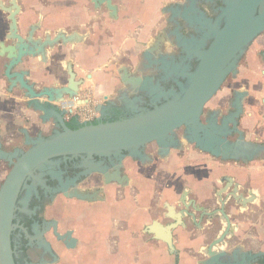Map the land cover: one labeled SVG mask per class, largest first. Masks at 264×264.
Instances as JSON below:
<instances>
[{"label":"water","instance_id":"obj_1","mask_svg":"<svg viewBox=\"0 0 264 264\" xmlns=\"http://www.w3.org/2000/svg\"><path fill=\"white\" fill-rule=\"evenodd\" d=\"M112 1L89 0V3L95 12L103 8L115 16L116 8ZM0 11L7 15L9 21L8 33L0 41V62L8 90L18 89L26 101V107L38 114L42 124L52 123L58 128L48 137L39 133L34 138H29L24 133V145L28 147L26 150L16 148L5 151L0 143V160L10 166L0 185V264H16L11 244V234L15 228L21 229L26 237L36 241L39 248L53 257L50 245L43 239V234L50 230V225L31 238L22 227L13 224L21 189L27 188L26 182L29 179L36 180L43 187V182L34 173L51 166L53 159L85 156V163L104 176L105 185L112 180L127 186V176L120 179L118 170L109 176L104 168H99V164L92 163L93 156L121 160L122 152H127L129 157L142 160L140 148L149 143H156L161 153L166 155L169 147L176 145L175 132L180 128L184 129L187 143L194 144L199 151L223 161L247 164L264 157V143L247 141L238 127L243 115V91L235 92L229 114L223 116L216 112L204 113L206 104L220 91L226 78L236 74L239 62L253 41L261 35L264 37V0H244L239 7L231 9L223 28L220 31L213 28L214 39L205 51L186 50L187 59H197L198 64L193 70L187 64H174L162 57V80H171L175 89L164 91L151 77H130L127 70L123 69L121 83L131 90L143 93L141 98L151 109L131 103L130 111L123 117L104 121L106 108L96 105L98 117L95 122L83 124L74 130L67 126L65 112L59 109L58 104L66 99L77 98L85 82L75 81L72 74L64 82L55 77L52 85L39 84L30 81L29 71L18 67L24 59L36 60L44 65L50 51L58 46L81 45L86 35L77 32L68 34L59 29L54 33L44 31L37 37L36 33L42 27L35 23L30 24L25 35L21 36L17 23L20 13L17 1L9 0L6 7L0 4ZM135 101L138 102V98ZM60 192L66 199L86 203L102 201L98 192L83 193L76 188ZM231 198L238 205L246 203V200L238 199L235 195ZM255 200L256 197L251 194L249 203L253 204ZM165 207L171 211L167 205ZM52 226L56 238L63 239L57 234L55 224ZM175 227L163 226L153 221L145 227L144 233L163 242L172 253L174 246L171 232ZM228 237L227 232H224L203 248L204 257L209 264H239L235 263L237 252L226 250ZM257 258L260 259V256ZM257 262L260 264V261Z\"/></svg>","mask_w":264,"mask_h":264},{"label":"crops","instance_id":"obj_2","mask_svg":"<svg viewBox=\"0 0 264 264\" xmlns=\"http://www.w3.org/2000/svg\"><path fill=\"white\" fill-rule=\"evenodd\" d=\"M16 1L20 7L17 23L21 36L25 35L30 24L37 23L42 27L36 33L37 37H40L44 31L54 33L59 29L64 33L77 32L86 35V38L89 37L83 44L69 48L73 52V58L81 74L89 72L92 78L80 88L79 95H90L95 105L105 107L104 117L109 115V105L115 101L124 102L125 113L130 111L131 103L138 105L135 101L138 91L131 90L120 81L122 70H127L130 77L141 79L148 77L142 70L145 65L141 57L144 56L149 61L151 57L156 58L162 46L168 43L166 37L169 26L167 24L170 21V11L173 9L171 6L176 0H122L120 2L113 0L118 8V17L109 21H105L104 12H95L87 0ZM8 2L9 0H0L3 7H6ZM8 26L7 15L0 11V41H3L8 33ZM262 38V35L257 37L246 51L239 62L236 74L232 77L230 87L221 88L205 106L206 114L216 112L225 116L232 111L231 105L235 92L243 91L245 93L242 102L243 115L239 119L238 127L245 139L251 142L264 138L261 119L264 108V53H262L264 39ZM6 44L9 45L8 42ZM53 52V55H58V49ZM105 64L106 70H102ZM18 69L29 71L30 81L52 85L55 76L50 71L57 70V63L47 61L46 64L39 65L31 59H24ZM2 71L0 62V143L5 151L16 148L25 150L24 142L16 141L23 139L24 133L29 138H34L39 131L45 132L48 124H42L38 114L26 107V101L18 89L8 90ZM105 97L106 100H104ZM171 158V165L159 170V174L155 176L156 179L165 178L161 177V173L167 172L172 177L173 183L177 184L183 180L190 183L194 180L198 183L195 187L209 179L208 176H194L193 179L184 177L177 169L189 162L184 158L178 160L175 155H171ZM250 165L236 170L237 177L241 183H249L257 192L258 203L263 212L255 215L258 221L255 241L251 243L250 240H245L241 244L240 252L235 256V263L239 264H251V255L246 258L242 253L249 251L251 254V249L255 253L254 264H257V261H264V258H257L258 255H264V164L257 167ZM128 167V171L133 170L130 165ZM203 185L207 186V183ZM166 194L172 197L168 188ZM69 202L74 204L62 203L58 208L57 230L59 234L71 230L72 235L69 236L71 241L65 240L64 236H61L63 239L54 240L49 235L51 241L44 240L54 251L51 250L53 260L40 264H175L167 246L155 240L152 235L144 233L145 227L157 220L146 222L139 211L124 209L128 207L127 200L123 201L125 204L106 207L103 194L102 201ZM54 212L52 209H47L46 216L52 218ZM133 217L137 218L136 222ZM119 221L121 223L125 221V228L117 227ZM121 228L124 229L121 230ZM242 228L243 231L248 230V222H244ZM184 235L183 231L177 233L180 249L177 264H209L204 256L188 254V248L195 250L200 245L186 243L182 238ZM116 238L117 241H115ZM144 238H150L160 247L155 246L153 250L154 247L143 242ZM244 238L242 236L240 239ZM162 247L166 248L167 253L162 251ZM114 249L116 251L111 252Z\"/></svg>","mask_w":264,"mask_h":264},{"label":"flooded vegetation","instance_id":"obj_3","mask_svg":"<svg viewBox=\"0 0 264 264\" xmlns=\"http://www.w3.org/2000/svg\"><path fill=\"white\" fill-rule=\"evenodd\" d=\"M116 1L120 2L122 0ZM243 1L244 0H176L173 6H171L174 12H172L173 9H171L169 15L170 21L167 24L169 26L167 30L168 36L166 37L168 43L162 46L156 58L151 57L149 61L144 56L141 57V61L145 65V67L142 68L144 75L151 77L154 83H158L164 91L175 89V84L171 80H162V57H166L167 61L173 62L174 64H187L190 66L191 70H193L198 64L197 59L195 57L187 59L185 51L192 49L196 51H205L214 39L213 28L220 31L225 24L230 10L239 7ZM87 3L92 7L89 0H87ZM112 4L114 5L113 1ZM115 8V16H112L103 8L100 10L106 14L105 21L117 19L118 8L117 6H115ZM87 39H89V37L86 38V40ZM167 45H171L174 51L169 53L167 51ZM69 47L70 46H58L49 52L48 61H56L57 63V70L55 72H50L54 73V76L58 77L61 82L69 79L72 74L75 81L83 80L85 83L90 82L92 79L91 74L89 72L81 74L79 66L73 58V52ZM56 49H58V55L55 56L53 55V51ZM32 61L38 64L36 61ZM106 67V64L103 65L102 70H106ZM142 94L143 93L140 92L136 93L138 105L146 109H151L149 105L144 104L141 98ZM108 111L109 115L104 117V121H113L121 116L123 117L126 114L124 102L115 101L109 105ZM65 122L72 130L83 125L77 118ZM92 122H95V120ZM47 129L50 134L58 130L57 126L52 123L48 124ZM39 133L43 137H47L44 136V131H39L37 134ZM175 137L177 138V143L169 147V151L166 155L161 153L156 143H149L140 148L142 160L131 158L128 156L127 152H122L123 157L121 160L93 156L91 161L94 165L99 164V168H104L109 176L113 175L118 170L121 179L127 176V162L138 165L140 168L155 166V168L161 170L171 165V155H175L178 160L184 158L185 156H183V153L186 152L188 147L203 154L194 144L187 143V140L184 138L185 134L183 128L180 132L179 130L175 132ZM24 141L23 138L22 142ZM204 154L214 159V162L207 165L209 168L206 171L199 173L196 166L197 163L194 164L195 169L189 164H186L177 170L181 172L184 177H192V179L194 176H208L209 179L205 182L209 187V192L202 186L203 183L195 187V184L198 183L194 180L190 183L184 182L185 180H183V182H177V184L174 185L175 188L169 189L174 195L172 197V202L162 204L163 211L161 216L162 219H166L167 222L164 223L157 220L163 226H176L171 232L174 246V251L171 255L174 258L175 264L178 263L180 254L177 240V233L179 231L185 233L182 238L186 243L200 245L195 250L190 248L187 249L188 254L197 256H204L203 248L213 243L224 232H227L229 235V239L226 240V250L236 251L237 253L240 252L241 244L245 240H250V242L253 243L256 239V222L258 221L255 219V215L262 214L263 211L260 207V203H258L257 192L251 188L249 183L243 184L239 181L236 170L244 169L255 161L263 163L264 157H260L246 164L235 161H223L207 153ZM52 162L51 166H46L42 170H36L34 173L35 176L40 178L44 186L42 187L39 185L36 180L29 179L26 182L27 188L21 189L17 198V210L14 215L13 224L22 227L31 238L35 237L37 233H42L47 225H50V230L43 234V239L46 240V235H50L54 240H57L56 236L53 234L52 224H55L56 232L59 234L57 230V220H59V213H57V211L61 206L59 198L65 201H77L75 199H66L63 197L60 190L66 189L70 191L76 188L83 193L90 194L98 192L99 196L103 198V190L106 187L115 186L116 188H127L131 184V180L127 176L129 179V184L127 186L119 185L112 180L109 184L105 185L104 176L85 163V156L56 158L53 159ZM200 162L199 160L198 164L202 165ZM87 171L91 172L88 173ZM251 194L256 197V202L253 204L249 203V201L251 202ZM200 195H202V197ZM234 195L238 199L246 200L245 205H238L237 202L231 198ZM166 205L171 208V211H168L165 207ZM47 209L55 211L51 216L52 218L46 216ZM178 218H180V220H178ZM244 222H248L249 224L248 230L245 231L241 230L243 229L242 225ZM71 235V230H66L64 233L59 234V236H64L65 240L68 241H71ZM242 236L245 238L240 239ZM11 244L14 249L16 264H40L42 262L48 263L53 260V257L47 254L43 248H39L36 241H32L26 237L19 228L13 230L11 234ZM51 250L53 251L52 247ZM242 253L245 254L246 258H248V255H251V264H254L255 253L252 249L251 254L249 251ZM259 256L262 258V255ZM261 263L264 264V261H261L260 264Z\"/></svg>","mask_w":264,"mask_h":264},{"label":"rangeland","instance_id":"obj_4","mask_svg":"<svg viewBox=\"0 0 264 264\" xmlns=\"http://www.w3.org/2000/svg\"><path fill=\"white\" fill-rule=\"evenodd\" d=\"M262 39H264V37ZM262 53H264V52H262ZM232 80H233L232 76L229 75L226 78V80L224 81V83L222 84L221 88L230 87ZM204 113L206 114V109L204 110ZM181 130H182V128L179 129V132ZM49 135H51V134H50V132H48V129L45 130L44 136L48 137ZM17 136H19V134ZM233 139H234V137L231 140H233ZM16 142H22V139L20 138ZM14 143H15V141H14ZM256 143H264V138L259 139ZM2 149H3V147H2ZM9 149H11V148H9ZM25 149H28V147L25 146ZM183 154H184L183 156L186 157V158L184 157V160L188 161L189 162L188 164L190 166H192V168H194V166H195L194 164L197 163L196 166L198 168L199 173L206 171L209 168V167H207V165L214 162V159H212L211 157L207 156L204 153L202 154L200 152L194 151V149H192L191 147H188L186 152ZM199 160L201 161L200 163L202 165L198 164ZM251 164L253 165L252 167H255V166L257 167V166L263 165L264 163H262L260 161H255ZM129 165L132 167L133 170L128 171L126 173V175L130 178L131 184L128 186V188L123 189V190L122 189L120 190L114 186L106 187L103 190V194H104V197L106 199V202L104 205H106V207H109V206L118 205L121 203L125 204V202H123V201L127 200L126 206H128V207H125L124 209H128V210L132 209V210L139 211V214L142 217H144L146 222H150V220H160L164 223L167 222V220L162 219V216H161L162 211H163L162 204L172 202V197L174 196L173 193L170 192L171 193L170 196H172V197H169V195L166 194V192H167V188L168 189L175 188L174 185L176 183H173L172 177H170L167 172L161 173L162 174L161 177L163 176L165 178H162L161 180H159L158 178L156 179L155 176H157V174H159V170L157 168H155V166H151L148 168H140L138 165H134L133 163L127 162V167ZM192 168H191V170H192ZM9 169H10V166L5 161L0 160V185H1L2 181L4 180L6 174L8 173ZM200 169H202V170H200ZM197 173H195V174H197ZM202 182H203V184L206 183L204 181H202ZM203 187L206 190L208 189V187L206 185H203ZM208 192H209V190H208ZM59 201L61 204L62 203L63 204L64 203L74 204V202H69V201H73V200H68L66 202L65 200H62L60 198ZM77 203H79V202H77ZM133 219L135 220V222L137 221V218L135 219L133 217ZM117 224H118L117 225L118 228H120V226L124 227L125 221H122V223L119 221V222H117ZM123 229L121 228V230H123ZM46 239L48 241L49 240L51 241V237L49 235H46ZM117 240L118 239L116 238L115 241H117ZM143 242L145 244H149L152 247H154L153 250L155 249V246L160 247L158 244L153 243L150 238H144ZM165 249L166 248L162 247V251L164 253H167V250H165ZM115 251H116V249L112 250L111 252H115Z\"/></svg>","mask_w":264,"mask_h":264},{"label":"built area","instance_id":"obj_5","mask_svg":"<svg viewBox=\"0 0 264 264\" xmlns=\"http://www.w3.org/2000/svg\"><path fill=\"white\" fill-rule=\"evenodd\" d=\"M59 109L65 112V121L77 118L82 124L91 123L98 115L95 111V103L90 95H79L77 98L68 100L58 104ZM262 125L264 127V108L261 112Z\"/></svg>","mask_w":264,"mask_h":264},{"label":"clouds","instance_id":"obj_6","mask_svg":"<svg viewBox=\"0 0 264 264\" xmlns=\"http://www.w3.org/2000/svg\"><path fill=\"white\" fill-rule=\"evenodd\" d=\"M167 51H168L169 53H171V52L174 51V49H173V47H172L171 45H167Z\"/></svg>","mask_w":264,"mask_h":264}]
</instances>
